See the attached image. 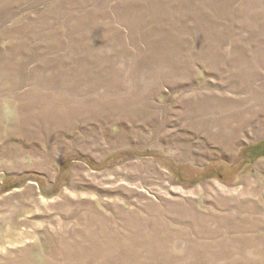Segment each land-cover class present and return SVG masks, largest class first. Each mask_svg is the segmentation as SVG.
<instances>
[{
  "label": "rangeland",
  "instance_id": "374dc122",
  "mask_svg": "<svg viewBox=\"0 0 264 264\" xmlns=\"http://www.w3.org/2000/svg\"><path fill=\"white\" fill-rule=\"evenodd\" d=\"M263 141L264 0H0V264H264Z\"/></svg>",
  "mask_w": 264,
  "mask_h": 264
},
{
  "label": "trees",
  "instance_id": "16d2710c",
  "mask_svg": "<svg viewBox=\"0 0 264 264\" xmlns=\"http://www.w3.org/2000/svg\"><path fill=\"white\" fill-rule=\"evenodd\" d=\"M250 155H254L255 157L264 156V141L257 145L250 147L249 149Z\"/></svg>",
  "mask_w": 264,
  "mask_h": 264
},
{
  "label": "bare ground",
  "instance_id": "6f19581e",
  "mask_svg": "<svg viewBox=\"0 0 264 264\" xmlns=\"http://www.w3.org/2000/svg\"><path fill=\"white\" fill-rule=\"evenodd\" d=\"M220 127H219V129L217 130V132H222V126H223V124H220L219 125ZM218 136V135H217ZM219 137V136H218Z\"/></svg>",
  "mask_w": 264,
  "mask_h": 264
}]
</instances>
